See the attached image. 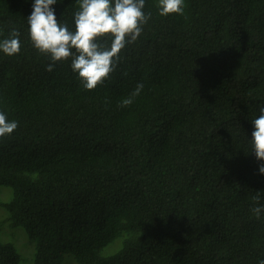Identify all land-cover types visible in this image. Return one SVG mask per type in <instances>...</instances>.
Listing matches in <instances>:
<instances>
[{
	"label": "trees",
	"instance_id": "1",
	"mask_svg": "<svg viewBox=\"0 0 264 264\" xmlns=\"http://www.w3.org/2000/svg\"><path fill=\"white\" fill-rule=\"evenodd\" d=\"M32 0H0V111L18 121L0 137V201L33 264H257L264 258V175L248 151L264 105V0H185L151 18L113 72L85 90L70 58L32 46ZM73 29L76 0L54 5ZM144 87L133 103L121 104ZM259 197V199H255ZM1 229V228H0ZM123 237L111 256L101 251ZM0 242V264H19Z\"/></svg>",
	"mask_w": 264,
	"mask_h": 264
},
{
	"label": "clouds",
	"instance_id": "2",
	"mask_svg": "<svg viewBox=\"0 0 264 264\" xmlns=\"http://www.w3.org/2000/svg\"><path fill=\"white\" fill-rule=\"evenodd\" d=\"M59 2L32 0L26 19L30 41L36 50L48 55L51 63L46 70L52 71L56 62L70 58L71 70L83 88L92 90L114 71L118 54L137 40L151 13L144 11L146 0H76L78 9L73 13V29H69L67 23L56 18L54 5ZM184 3L185 0H157V12L161 16L182 14ZM20 48V34L13 26L7 37L0 39V53L12 56ZM143 87V83H138L121 104H132ZM251 124V137H246L248 151L260 162L258 174L264 175V105L258 106ZM17 127L18 121L8 119L7 113L0 111V137L13 133ZM252 211L259 217L264 214V205ZM257 264H264V258H258Z\"/></svg>",
	"mask_w": 264,
	"mask_h": 264
},
{
	"label": "rangeland",
	"instance_id": "3",
	"mask_svg": "<svg viewBox=\"0 0 264 264\" xmlns=\"http://www.w3.org/2000/svg\"><path fill=\"white\" fill-rule=\"evenodd\" d=\"M12 192L9 188H0V201L7 202L11 199ZM4 217L0 210V220ZM0 242L10 243L14 246L20 257L19 264H33L35 247L31 244L23 229L13 230L8 224H0ZM123 237L117 239L115 243L107 246L101 251L102 256H111L121 247ZM62 264H77L71 255H65Z\"/></svg>",
	"mask_w": 264,
	"mask_h": 264
}]
</instances>
